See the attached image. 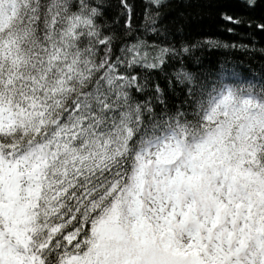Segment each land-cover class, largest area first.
Wrapping results in <instances>:
<instances>
[{
  "label": "snow or ice",
  "instance_id": "6c2138e0",
  "mask_svg": "<svg viewBox=\"0 0 264 264\" xmlns=\"http://www.w3.org/2000/svg\"><path fill=\"white\" fill-rule=\"evenodd\" d=\"M71 6L0 0V264H264V86L154 113L119 68L174 50L113 57L100 9Z\"/></svg>",
  "mask_w": 264,
  "mask_h": 264
},
{
  "label": "trees",
  "instance_id": "16d2710c",
  "mask_svg": "<svg viewBox=\"0 0 264 264\" xmlns=\"http://www.w3.org/2000/svg\"><path fill=\"white\" fill-rule=\"evenodd\" d=\"M85 2L100 9L96 23L102 34L113 37V57L124 56L122 50L135 45L151 63L161 48L174 50L163 56L164 63L157 68L142 63L119 68L147 84L143 92L133 90L132 95L141 104L149 103L154 113L189 109L190 90L201 86L211 90L213 85L254 84L257 91L264 86V0H160L159 7L153 0H126L128 9L121 0ZM79 3L71 0L70 11H77ZM226 16L240 23H231ZM97 49L99 61L103 46ZM183 73L192 80H185Z\"/></svg>",
  "mask_w": 264,
  "mask_h": 264
}]
</instances>
